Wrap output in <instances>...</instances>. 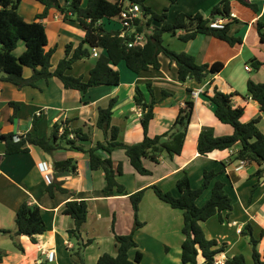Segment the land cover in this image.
<instances>
[{"label": "crops", "instance_id": "crops-1", "mask_svg": "<svg viewBox=\"0 0 264 264\" xmlns=\"http://www.w3.org/2000/svg\"><path fill=\"white\" fill-rule=\"evenodd\" d=\"M25 1L22 0V2ZM124 1L128 3V1ZM167 1L169 2V0ZM182 1L179 0L176 4L163 3L160 9L151 5L148 7L155 12L157 10L164 11L166 8L172 12ZM191 1L190 4L197 8L196 13L211 17L214 7L220 0ZM86 2L87 0H83V5ZM256 2L259 6L258 12H254L237 1L232 2L231 14L236 21L232 24L230 34L240 37L241 44L230 46L225 41L205 35H199L193 40L184 42L179 38L183 32H179L177 36L163 35V43L167 48L178 53L185 52L193 55L198 64L216 62L224 64L220 73L208 76L203 83L194 80L180 82L176 64L164 54L159 57L160 69H150L139 75L132 73L122 62L116 67L121 73L119 86L91 88L86 94L78 90L66 89L56 77L39 81L37 87L22 89L9 82L0 81V129L3 133L14 132L17 135H23L29 131L35 132L32 121L37 115L40 116L37 122V133L49 137L51 127L55 123L71 120L72 128L84 127L86 131L90 129L92 140L86 144L87 146L105 142L104 134L96 127V122L98 109L107 107L111 99L117 100L112 125L120 128L119 139L129 144L139 143L143 140L142 111L134 101L137 87L143 91L146 100L149 101L150 94L147 84L150 83L158 100L154 110V119L149 128L151 136L169 130L175 123L180 110L185 108L186 103L190 100L194 101L193 116L182 153L172 159L163 157L159 163L144 160L145 167L151 171L150 175H140L131 165L124 150L116 149L111 153L110 157L116 165L123 164V175L118 177V181L126 187L128 195H120L117 192L105 194L103 192L106 184L104 173L93 171L90 168L87 155L82 152L58 150L49 155L38 147H31L28 153L6 155L4 146L1 145L0 231L3 234L4 231H16V213L25 201L41 208L48 229L43 235L37 237V244L32 243L28 237L22 236L20 241L25 252L5 250L3 252L5 257L0 264H77L79 262L78 257L75 256L77 243L69 232L74 228V221L70 216L62 214L65 204L72 200H84L89 203L88 220L82 229V234L85 240L92 239L94 245L97 241L102 243L101 236H98L102 224H105L109 229L114 222L115 233L118 235L129 234L132 231L134 212L129 195L143 189L146 191L140 204L139 218L144 226L136 231L135 240L140 243L141 235L148 234V237L144 236L157 247L164 245V249L169 251L174 243L173 247L178 246L181 249L184 241L183 213L159 200L151 187L157 185L162 190L171 191L178 196L176 184L186 172L190 177L192 187L198 188L203 182L205 170L220 172L225 168L223 163L238 151L239 148L234 147L230 150L214 151L206 156L200 155L198 152V138L203 127H212L217 136L233 133V128L230 125L223 124L216 118L211 103L205 98V94H213L215 87L224 93L235 94L233 97L234 106L245 108L241 119L243 122H249L261 116L259 129L264 133V114L260 111L258 103L250 98L247 92L249 80L264 83V44L259 41L257 30L259 22L264 24V0H256ZM27 4L29 7L24 10L21 4L19 12L27 22H32L37 14L44 11V6L36 0H29ZM187 14L194 15L189 12ZM170 15L171 13L168 15V22L173 23L177 16H173L174 18L170 20ZM43 22L48 35L47 49L56 48L51 61L54 71L60 60L65 57L66 45L72 43L76 48L84 41L86 31L78 23L64 21L55 9L49 11L48 17ZM102 23L106 31L123 29L120 20L111 21L110 24L106 21H102ZM24 50V44L21 43L16 51L17 55H21ZM254 58L263 63V66L256 71L249 64L250 60ZM96 60L97 58L94 56L79 60L69 70V74L88 79ZM32 73L30 68L24 69L25 78H30ZM197 90H202L203 93L194 99L192 92ZM163 92L169 93L170 96L163 98ZM10 102L20 105L17 118L13 122L10 121L13 114ZM44 129H47V132L44 133ZM99 154L102 158L108 157L104 151H100ZM68 158H73L78 162L77 173H55L54 163ZM258 167L256 163L232 162L218 177L219 180L226 183V190L233 199V210L228 216L226 212L223 214L225 222H220L215 216L202 222L201 226L208 239H216L219 245L224 243L227 245L226 251L217 257L219 264H224L228 258L235 255L243 254L240 246L249 251L252 259V246L249 237L237 232L238 228L243 229L247 223L252 224L253 235L258 239L261 238L258 249L264 261V234L261 237L262 231L264 232V180H260V186L250 201L253 185L257 182V178L250 179V176ZM55 179L63 181V187L70 192H56L51 197L46 188ZM211 187L198 199L199 206H202L210 198ZM201 198L202 204L199 203ZM149 226H153V228H149ZM4 236L7 235L4 234ZM107 237L111 242L115 238L113 233ZM171 238H173L171 244L162 240ZM92 244L85 249V253L88 255V259L89 257L95 259V264L99 257L107 252L112 256L117 255L116 244L113 249L110 248L107 252L99 247L98 250H95ZM137 251H140L139 247L130 250L131 260H134ZM45 253L51 254L52 259L49 260ZM200 262L203 263L201 256ZM252 264H254L253 259Z\"/></svg>", "mask_w": 264, "mask_h": 264}, {"label": "trees", "instance_id": "trees-1", "mask_svg": "<svg viewBox=\"0 0 264 264\" xmlns=\"http://www.w3.org/2000/svg\"><path fill=\"white\" fill-rule=\"evenodd\" d=\"M44 6V11L37 14L32 22H27L19 12L22 0H0V81L9 82L17 88L37 87L41 80L58 78L66 89L78 90L86 94L91 88L101 86L117 87L121 84V73L116 67L124 62L127 68L134 74L139 75L150 69H160V55H166L178 69V79L185 83L194 80L203 83L210 75L220 73L224 64L216 62L213 64H198L196 58L185 52H175L167 48L163 43V35L170 34L188 42L199 35L211 36L218 40L227 42L230 46L241 44L242 39L230 34L232 24L236 21L231 18L224 29H214L209 26L210 22L217 19L231 17L232 2L237 1L241 5L250 8L254 12L259 11L256 0H220L214 7L211 17H205L201 13L194 15L179 14L173 23L168 22L169 8L159 14L146 5L147 0H127L131 4H139L142 7V16L131 22V28L122 30L106 31L102 21L108 24L114 20H121V13L125 10L124 3L120 0H36ZM179 0H169L176 4ZM51 9L57 10L64 21L80 24L86 31V36L76 48L74 44L66 45L65 57L60 60L57 68L52 70V57L56 48L47 49L48 35L45 20ZM259 41L264 44V24L258 23ZM125 32V36L121 34ZM136 34H144L146 43L144 46L129 47V43L135 40ZM124 41V42H122ZM24 44L25 50L21 55L16 51L20 44ZM94 50L99 51L96 64L91 69L88 79L82 76L75 77L69 74L76 62L92 57ZM101 51V53H100ZM249 64L253 70H259L263 63L257 59H251ZM30 68L32 76L24 77V69ZM150 94L149 101L146 100L143 91L136 88L134 101L141 109V125L144 130V138L141 142L129 144L119 139L120 128L112 125L116 99H111L109 105L98 109L96 127L104 134L105 142H97L95 146H87L91 142V131L84 127L72 128L71 120L63 123H55L51 127L50 136H41L37 133V122L40 116L33 118V129L35 132H27L17 135L14 132L3 133L0 129V146H4L6 155L28 153L31 147H38L46 154H53L58 150L82 152L87 155L90 168L93 171H102L105 178L103 192L109 194L117 192L120 195H128L126 187L118 181L123 175V164L117 165L110 155L116 149H122L128 156L133 168L143 176L150 175L151 171L144 165V160L159 163L163 157L174 158L183 151L187 139L188 129L191 124L194 101L186 103L181 109L172 127L156 136L149 133L150 125L154 119L155 106L158 100L150 83L147 84ZM249 97L256 101L260 111L264 114V83H256L249 80L247 83ZM170 94L163 92V98ZM234 93L227 94L214 88L212 95L205 94V98L211 103L216 118L223 124L233 128L231 135L217 136L212 127H203L198 138V152L206 156L214 151L230 150L238 147L236 154L227 162L223 163L226 168L232 162L256 163L259 167L250 176L257 178L253 185L250 201L260 186V180L264 177V133L259 129L262 117H257L249 122L241 119L245 113L242 106H234ZM13 108L10 121L13 122L18 115L20 105L15 102L9 103ZM62 130V132H61ZM15 137L19 141H15ZM100 151L107 153L108 157L102 158ZM57 174H76L78 162L73 158L56 161L53 165ZM205 170L203 182L198 188H193L189 175H184L177 181L178 196L171 191H164L157 185L151 189L159 200L168 204L173 209L183 213L184 241L181 246L182 264H216L217 257L226 251L227 245L221 244L216 239H208L201 226L212 217L217 216L220 222H225V212L228 214L233 210V199L226 190V183L218 177L225 172ZM64 182L55 179L46 191L51 197L56 192L67 193L68 189L63 187ZM212 186V187H211ZM211 187V196L206 202L199 206L198 199ZM145 189L129 195L134 212V226L129 234L118 235L115 233L114 222L112 232L115 236L117 255L108 253L99 257L97 264H135L141 263L143 253L137 251L134 260L130 259L129 252L139 245L135 240V233L144 226L139 221L140 204L145 195ZM62 214L70 216L74 221V228L69 232L76 240L77 249L75 256L78 257L77 264H85L84 250L93 243L92 239L85 240L82 229L88 220L89 203L87 201L72 200L65 204ZM16 231H4L9 236L13 245L19 253H24L25 248L20 241L22 236L28 237L34 244L38 243L37 237L43 235L48 227L42 215L41 208L23 202L15 217ZM243 236L249 237L252 246V259L254 264H264L258 246L260 239L253 235L251 223H247L242 229ZM264 232L262 231L261 237ZM200 256L203 263L200 262ZM5 254L0 251V263ZM224 264H247L243 254L228 258Z\"/></svg>", "mask_w": 264, "mask_h": 264}, {"label": "rangeland", "instance_id": "rangeland-1", "mask_svg": "<svg viewBox=\"0 0 264 264\" xmlns=\"http://www.w3.org/2000/svg\"><path fill=\"white\" fill-rule=\"evenodd\" d=\"M27 2H29V0H26ZM22 2V9H27L29 6L27 4V2ZM127 1V0H126ZM163 3H169L167 0H148L147 1V6L151 5L154 8L160 9L161 8V4ZM190 3H192L191 0H183L182 2H180V4L178 6L175 7V10L172 12H168L171 13L170 15V20H172L174 17L173 16H178L179 14H187L189 13H196L197 8H194L193 5H191ZM195 4V3H193ZM165 10V9H164ZM21 11V8H20ZM159 14L163 13L164 11H158ZM194 12V13H193ZM197 14V13H196ZM190 15V14H188ZM114 26V25H113ZM120 26V25H118ZM167 34H164V36ZM169 35V34H168ZM170 36V35H169ZM166 45V44H165ZM50 131V129H49ZM31 132V131H29ZM42 132V130H41ZM43 132H47V129H44ZM46 135V134H44ZM48 137V136H47ZM202 198L200 199V202L202 204ZM139 221L141 222V219L139 218ZM103 226H101V228H99V234L98 236H101V240L102 243H99V241L94 243V249L98 250V247L104 251L107 252V250H110V248H114V244H115V238L114 240L111 242L107 236L112 235V225L110 226L109 229L106 228L105 224H102ZM134 226V224H133ZM149 228H153V226H149ZM97 231V229H95ZM146 233V232H144ZM146 237H148V234H144ZM143 234L141 235V238H139V250L144 254V260L141 264H182V262L180 261V252L181 249L180 247H173L174 243L173 242V238L169 239V240H164L162 239L164 242H167V244H171L172 243V248L169 251H166V248L164 249V245L163 246H159L157 247V245H155L152 241H148L145 236ZM169 237V236H168ZM162 238V237H161ZM99 240V237L97 238ZM76 242V240H75ZM151 242L152 244L150 245ZM113 246H112V245ZM90 246L86 247L89 248ZM243 248L242 246H240V250H243V254L246 258L247 264H252V259L250 256L249 251H246L245 248ZM77 249V247H76ZM93 249V248H92ZM5 250H10V251H16L13 242L11 241V239L9 238V236H4V234L2 233V231H0V251L4 252ZM18 252V251H17ZM87 252V251H86ZM91 252V251H89ZM108 253V252H107ZM84 258L85 263L86 264H95V259L94 258H90L88 259V255L85 253L84 250ZM134 258V256H133Z\"/></svg>", "mask_w": 264, "mask_h": 264}, {"label": "built area", "instance_id": "built-area-1", "mask_svg": "<svg viewBox=\"0 0 264 264\" xmlns=\"http://www.w3.org/2000/svg\"><path fill=\"white\" fill-rule=\"evenodd\" d=\"M120 3H124V7L125 10L121 13V20L120 23L122 25V28H127L128 30L132 29L131 27V22L134 21V19L140 18L142 16V7L139 4H129V3H125L124 0H120ZM231 18H234V16L231 14L230 18L227 19H223V18H217L213 21L210 22L209 26L211 28L214 29H224L225 25L227 23H229L231 21ZM125 32H123L121 34L122 37L125 36ZM146 43V37L144 34H136L135 40L131 43H129V47L132 46H144ZM92 56H94L95 58L99 56V51L98 50H94L92 53ZM203 93L202 90H197V91H193L192 92V97L194 99L198 98L200 96V94ZM15 141H19L18 137H15ZM245 163V162H243ZM242 229L238 228L237 232L241 233ZM46 255H48V259L51 260L52 259V255L45 253ZM219 261H216V264H219Z\"/></svg>", "mask_w": 264, "mask_h": 264}, {"label": "water", "instance_id": "water-1", "mask_svg": "<svg viewBox=\"0 0 264 264\" xmlns=\"http://www.w3.org/2000/svg\"><path fill=\"white\" fill-rule=\"evenodd\" d=\"M122 42H124V41H122ZM262 180H264V178H262Z\"/></svg>", "mask_w": 264, "mask_h": 264}]
</instances>
